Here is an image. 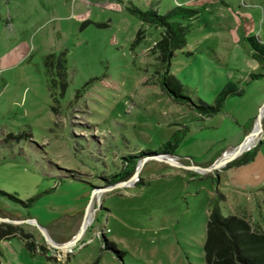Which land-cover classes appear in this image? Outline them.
Masks as SVG:
<instances>
[{
    "label": "rangeland",
    "instance_id": "rangeland-1",
    "mask_svg": "<svg viewBox=\"0 0 264 264\" xmlns=\"http://www.w3.org/2000/svg\"><path fill=\"white\" fill-rule=\"evenodd\" d=\"M176 7L188 34L165 61L163 27L131 10ZM250 35L264 43V0H0V264H206L210 202L264 234V116L212 166L264 101ZM227 81L240 93L215 102Z\"/></svg>",
    "mask_w": 264,
    "mask_h": 264
},
{
    "label": "trees",
    "instance_id": "trees-1",
    "mask_svg": "<svg viewBox=\"0 0 264 264\" xmlns=\"http://www.w3.org/2000/svg\"><path fill=\"white\" fill-rule=\"evenodd\" d=\"M138 19L151 24L163 27L161 39L157 43V49L160 52L162 60L168 61L172 57L173 51L182 48L185 44V35L187 24H182L181 19H188L192 11L185 7H176L162 15H158L151 8L147 10H131ZM250 47L251 57L258 64H264V43L258 41L254 35L246 37ZM52 55L44 58V64L48 68L52 67ZM56 82L60 89L65 86L63 78L62 60L59 58L55 62ZM257 76V75H253ZM258 77V76H257ZM160 82L164 91H167L173 100L187 99L183 92L185 91L178 81L171 75H163ZM232 83L226 82L221 92L215 97V102L221 103L224 96L238 95L240 91L232 89ZM53 87V86H51ZM55 87V84H54ZM220 106V104L218 105ZM212 105L204 106V110H213ZM203 110V108H202ZM181 132V131H180ZM179 132H175L170 137L171 141ZM210 212L206 221V235L203 246L204 259L206 264H264V234L252 232L248 223L236 216L224 217L218 210L217 203L210 202Z\"/></svg>",
    "mask_w": 264,
    "mask_h": 264
},
{
    "label": "water",
    "instance_id": "water-1",
    "mask_svg": "<svg viewBox=\"0 0 264 264\" xmlns=\"http://www.w3.org/2000/svg\"><path fill=\"white\" fill-rule=\"evenodd\" d=\"M263 106H264V101H263L262 105L260 106V108L258 109V114H257V117H256V119H257V121H258V122H257V124H258V132H259V130H260V125H261L262 117H263V116L261 115V108H262ZM250 133H251V132H250ZM250 133H249V134H250ZM249 134H248V135H249ZM245 137H246V136H245ZM242 151H243V149H242V142H241V143L239 142V143L236 145L235 149L232 151V153H231L228 157H226V159H225V158H220V159L217 160V161L215 162V164H213L212 166L214 167V166H217V165H219V164H222L224 161L226 162L227 160H229V159L235 157L237 154L241 153ZM204 169H207V168H204ZM134 175H136V172L134 173ZM132 176H133V175H132ZM123 183H124V181L120 182L119 185H122ZM3 219H7V218L4 217ZM12 221L18 222V221H21V220H12ZM37 227H38V229H39V232H40V233L42 234V236L45 238V240H47L49 243H51V246H56V244L53 243V242L51 241V239H49V237L47 236V234L44 232V227L41 226V225H38V224H37ZM83 228H84V224H83V226L79 229V231H77V233L75 234V236H74L71 240L67 241L66 243L64 242V243L59 244L58 247H68V246L73 245V244L75 243L77 237H78L79 234L81 233V231H83Z\"/></svg>",
    "mask_w": 264,
    "mask_h": 264
},
{
    "label": "bare ground",
    "instance_id": "bare-ground-1",
    "mask_svg": "<svg viewBox=\"0 0 264 264\" xmlns=\"http://www.w3.org/2000/svg\"><path fill=\"white\" fill-rule=\"evenodd\" d=\"M261 115L264 116V106L261 108ZM257 120L253 127V129L251 130V133L249 135H247L243 140H242V149L243 151L244 150H248L251 146L255 145L256 143V139H257V136H258V124H257ZM260 135V134H259ZM233 150H228V151H225L224 155L221 157V158H225L228 157L231 153H232ZM92 212L90 211V209H88V211L86 212L85 214V217L83 218V224L84 226L87 225L92 217Z\"/></svg>",
    "mask_w": 264,
    "mask_h": 264
}]
</instances>
